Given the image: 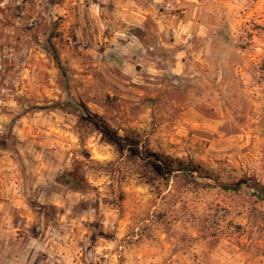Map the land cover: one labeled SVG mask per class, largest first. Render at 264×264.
<instances>
[{"label": "rangeland", "instance_id": "rangeland-1", "mask_svg": "<svg viewBox=\"0 0 264 264\" xmlns=\"http://www.w3.org/2000/svg\"><path fill=\"white\" fill-rule=\"evenodd\" d=\"M0 264H264V0H0Z\"/></svg>", "mask_w": 264, "mask_h": 264}, {"label": "trees", "instance_id": "trees-1", "mask_svg": "<svg viewBox=\"0 0 264 264\" xmlns=\"http://www.w3.org/2000/svg\"><path fill=\"white\" fill-rule=\"evenodd\" d=\"M52 54L54 56L55 61L57 62V64L61 68L58 54H57L56 50L53 47H52ZM62 105H64V103H62ZM37 107H38L37 105L31 106V108H37ZM57 179L60 182H62V184L66 185V186H68L70 188H73V189L75 188V189L81 190L83 179H82V176L75 169H65V170H63L62 172H60V174L58 175ZM206 183L209 184V182H206ZM219 186H221L223 189L224 188L225 189L230 188V189H233V190L236 189V187H234V186H228V185H225V184H220Z\"/></svg>", "mask_w": 264, "mask_h": 264}]
</instances>
